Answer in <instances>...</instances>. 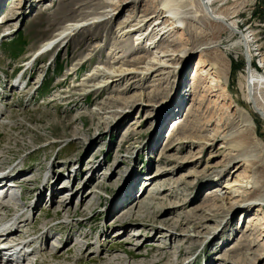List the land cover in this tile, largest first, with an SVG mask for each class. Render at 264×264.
<instances>
[{"label": "rangeland", "instance_id": "rangeland-1", "mask_svg": "<svg viewBox=\"0 0 264 264\" xmlns=\"http://www.w3.org/2000/svg\"><path fill=\"white\" fill-rule=\"evenodd\" d=\"M91 1L0 0V77L13 65L23 71L66 24L102 16L103 0ZM139 1L136 12L146 3ZM134 6L123 8L110 25L79 30L62 48L35 60L26 75L32 86L27 81L25 91L33 92L36 80L42 81L38 98L25 101L30 106L8 108V95L26 92L9 89L3 96L0 172L21 160L16 185L23 199L17 204L32 215L29 226L18 229L39 237L43 249L37 259L43 260L37 264H262L254 253L263 254L264 247L259 242L251 249L248 241L257 234L247 227L264 215L257 208L245 215L247 210L219 199L233 181L224 174L227 151L219 147L222 134L236 132L232 144H239L264 180V121L245 100L242 50L229 47L239 34L246 36L252 71L264 78V0H212L213 12L239 34L192 12L191 27L170 31L154 48L139 35L126 43L112 32ZM172 39L176 44L170 45ZM203 46L210 48L201 54ZM160 50L178 55L163 72L126 74L106 84L93 75L98 67L133 71ZM209 62L223 69L224 87L209 86L205 76L192 79ZM259 90L264 110V89ZM174 92L178 101L171 99ZM14 100L16 94L9 99ZM214 131L220 134L210 158L211 149L199 143ZM158 169L166 172L147 181ZM238 172L248 178L244 168ZM3 213L7 221L14 210ZM250 250L252 262L244 257Z\"/></svg>", "mask_w": 264, "mask_h": 264}, {"label": "bare ground", "instance_id": "bare-ground-1", "mask_svg": "<svg viewBox=\"0 0 264 264\" xmlns=\"http://www.w3.org/2000/svg\"><path fill=\"white\" fill-rule=\"evenodd\" d=\"M149 1H151L154 5L151 3V7H149ZM103 2L105 6L102 7V16L96 18L95 20L87 19L84 21H76L66 24L50 40L45 42L40 47L38 52L32 56V60L28 62V64L24 65L22 74H24L25 71L29 69L30 64L33 61L40 60L43 56L49 54L50 52L62 48L77 32H79V30L90 26L92 23H103L107 21V23L110 25L114 20H116L117 16L122 14V9L128 8L130 4L135 5L132 7L131 13L123 16L112 31L118 38L126 40V43H128L127 40L130 38V36H133L135 41L139 40L137 37L141 36L142 40L146 41L145 43L149 45V48H154L156 45L163 42L162 37L168 35L170 31L173 32L176 29L184 31L186 30V28H184L185 25L191 27L192 22H196V19H193L191 17L192 15L190 16L192 12L194 15H197L198 12L201 17L210 22L221 24L232 34H239L232 23H228L222 16L213 12L211 9L212 0H146L145 5H143V9L140 12H136L135 10L136 3L138 5L140 2L139 0H103ZM246 38V36L239 34V40L233 42L229 47L237 46L242 50V54L244 55L247 63L244 84L245 100L251 105L253 111L256 112L264 121V110L258 106V102L261 98L259 88L264 89V78L258 77L252 71L250 66L251 54L246 44ZM174 44H176V41L175 39H172L170 45ZM209 48L210 47L208 46L199 47V52L203 54ZM177 56L178 55H176L174 51L160 50V52L155 53L149 61L144 63L143 67L133 71L124 69H105L98 67L97 73H94L93 75L100 77L103 80L102 84H106L109 83L107 81H110L111 83L114 82V80L119 81L120 78L125 77L126 74L142 75L144 73L150 74L157 71L160 73V71L163 72V70L166 68L171 67V62L174 61ZM222 74L223 76L225 75L223 73V69H221L216 63L209 62L208 64L204 65V67L201 66L200 69H196L195 73L192 75V79L195 80L194 82H198L204 80L203 77L205 76L209 81V86L215 87L221 85L224 87L227 83V77L224 76L222 78ZM11 83L9 86L12 85ZM9 89H11V91L24 94L26 92V85H23V82L21 81H16ZM171 99L178 101V94L174 92ZM5 107L6 106L0 105V118L5 114ZM9 124L10 123H8V125ZM244 126L247 127V124ZM218 134H220L219 131H214V133L211 134L204 142L199 143V145L202 144L201 148L211 149L210 158L215 156L213 155L212 151L218 143ZM221 137L223 142L219 149L227 151L225 155L229 157L227 163L224 164V167H226L224 174L226 172L232 176L233 181L227 183L223 187L224 192L219 194V199L232 207L234 206L235 210L237 211L247 210L245 215L249 214L248 210L253 211L255 208H257L258 211L261 210L264 215L263 178L257 173L255 168L256 166L254 163H252L251 159L238 151L239 147L236 145L239 144H232V138L237 137L236 132L233 131L230 133H224ZM232 165L235 166L232 167ZM241 168H244L249 173L247 174V179H244L238 172ZM17 169L18 166L14 168L12 167L9 170H4V172H0V264H37L40 260H43L42 258L40 260L37 259L40 258V252L43 249L42 245L38 244L39 237H35L36 240L34 238L31 239V236H28L31 235L28 228L23 231L18 229L22 227V224L29 226V220L32 215L28 210H24V208L19 211V205L17 202L20 199L22 200L23 197L17 196L16 189H19L20 186L16 184L21 183L19 178H17L18 174H20L16 172ZM165 172L166 170L161 171V169H158L156 173L150 177L151 179L148 178L147 181L150 180L151 183L153 181H158L159 177L161 178L162 174ZM62 190L67 191V187H63ZM65 200L67 201L66 198ZM32 207H34V205ZM60 208L65 207L62 206ZM10 209L14 210V214L12 218L5 221L6 215H4L3 211ZM254 220L255 223L253 226L249 224L247 227L249 232L253 233V230H255V234H257L256 239H250L248 241L249 245L253 247L251 249L258 247L260 243H262L261 246L264 247V216L258 217V219L255 218ZM42 227L43 230H45L47 225L44 224ZM203 228H205V226L202 225L201 229ZM43 235H45L48 239L49 236L47 233ZM258 238L261 240H258ZM53 247L54 248L51 251L55 253L57 247ZM251 251L252 250L244 255L245 260L248 262H252L250 259V255H252ZM129 255L132 259L141 258L139 255ZM255 256L256 259H258V262L264 264V253H254V257ZM28 257L32 258L28 260ZM51 258L58 259L55 256H52ZM252 264H255V262Z\"/></svg>", "mask_w": 264, "mask_h": 264}]
</instances>
